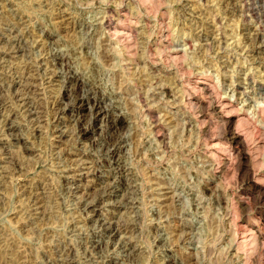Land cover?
Segmentation results:
<instances>
[{"label": "rangeland", "instance_id": "1", "mask_svg": "<svg viewBox=\"0 0 264 264\" xmlns=\"http://www.w3.org/2000/svg\"><path fill=\"white\" fill-rule=\"evenodd\" d=\"M0 264H264V0H0Z\"/></svg>", "mask_w": 264, "mask_h": 264}, {"label": "bare ground", "instance_id": "2", "mask_svg": "<svg viewBox=\"0 0 264 264\" xmlns=\"http://www.w3.org/2000/svg\"><path fill=\"white\" fill-rule=\"evenodd\" d=\"M147 1V0H146ZM149 3V2H148ZM157 4H158V2H157ZM159 7V6H158ZM255 8V7H254ZM249 15V14H248ZM68 19V18H67ZM129 21V20H128ZM110 23H112L111 21H110V19H105L104 20V22L102 21V24H105L104 26H106V27H108V28H110L111 27V25H110ZM101 24V25H102ZM132 25V24H131ZM136 25V24H135ZM117 30V29H116ZM115 30V31H116ZM118 30H119V28H118ZM123 31V30H122ZM127 32V31H126ZM117 33V32H116ZM120 33V32H119ZM121 34V33H120ZM123 34V33H122ZM121 34V35H122ZM117 36L119 35V34H116ZM120 35V36H121ZM160 36V35H159ZM121 37H123V36H121ZM120 38V37H119ZM254 39V38H253ZM136 41V40H135ZM127 43V42H126ZM157 44V43H156ZM127 46H129V45H127ZM126 46V47H127ZM14 47V46H13ZM125 48V47H124ZM132 47H130V49H131ZM158 48V47H157ZM130 49H128V51L130 50ZM133 49V48H132ZM124 50H126V48L124 49ZM159 50H160V48H158V52H159ZM132 50H130L129 52H131ZM127 52V51H126ZM150 53H151V51H150ZM129 54V53H128ZM131 54V53H130ZM152 54V53H151ZM86 55V54H85ZM173 58V57H172ZM179 59V57H175L174 58V60L175 61H177ZM169 61V60H168ZM155 62V61H154ZM176 63V62H175ZM132 64V63H131ZM66 65V64H65ZM60 66V65H59ZM62 66V65H61ZM68 66V65H67ZM67 72V71H66ZM134 72V71H133ZM30 76V75H29ZM71 78V77H70ZM34 79V78H33ZM26 80V79H25ZM29 80H30V78H29ZM53 81V80H52ZM30 82V81H29ZM28 82V83H29ZM22 83H23V81H22ZM40 83V82H39ZM17 84H19V83H17ZM21 84V83H20ZM19 84V85H20ZM31 85H32V83H30ZM72 84V83H71ZM248 84V83H247ZM29 85V84H28ZM23 86H26L25 84L23 85ZM22 86V87H23ZM36 86V85H35ZM39 86V85H38ZM28 87V86H27ZM82 87V86H81ZM193 87V86H192ZM23 88H26V87H23ZM20 89H22V88H20ZM27 89V88H26ZM30 89V88H29ZM25 90V89H24ZM25 91H27V90H25ZM72 91V90H71ZM87 91V90H86ZM171 91V90H170ZM28 92V91H27ZM31 92V91H30ZM34 92V91H33ZM78 92H80L79 90H78ZM77 93V92H76ZM85 93V92H84ZM71 94V93H70ZM73 94V93H72ZM71 94V95H72ZM84 95V94H83ZM176 95V94H175ZM70 96V95H69ZM69 96H67V95H65L64 97H63V99L62 100H60V99H58V100H60V102L58 103V107H59V110H61V111H66V110H69V108L71 109V103H70V97ZM171 96V95H170ZM26 97H27V95H26ZM31 97V96H30ZM72 97V96H71ZM188 98V97H187ZM28 99V98H27ZM74 99H75V97H74ZM76 101L75 102H77L76 103V106H75V108L77 107V109H80V108H84V107H86V104H87V102L90 100V99H88L87 97L85 98V97H81L80 96V94H78V96H77V98L75 99ZM57 101V100H56ZM62 101H63V106H62ZM143 101V100H142ZM34 102V101H33ZM220 102V101H219ZM31 103V102H30ZM56 103V102H55ZM191 103V102H190ZM32 104V103H31ZM57 104V103H56ZM145 104V103H144ZM18 105V104H17ZM22 105V104H21ZM36 106L37 104H33V106ZM95 105V104H94ZM32 106V107H33ZM34 106V107H35ZM55 106V105H54ZM62 106V107H61ZM79 106V107H78ZM30 107H31V105H30ZM30 107H27V108H30ZM40 107V106H39ZM38 107V108H39ZM52 107H53V105H52ZM93 107V109H97V108H100V109H104V108H101V105L100 104H97L96 106H92ZM112 107V106H111ZM218 107H220V108H217L216 110H217V112L218 113H220V114H230L231 112H232V109H234V106L233 105H229V104H222L221 106H218ZM26 108V109H27ZM72 108H74L73 106H72ZM149 108V107H148ZM37 109V108H36ZM25 110V109H24ZM31 110V109H30ZM39 110V109H38ZM55 110V109H54ZM58 110V109H57ZM56 110V111H57ZM82 110V109H81ZM92 110V109H91ZM91 110H90V112H91ZM146 110V109H145ZM60 111V112H61ZM79 111V110H78ZM77 111V112H78ZM23 112V111H22ZM113 112V111H112ZM57 113V112H56ZM25 114V113H24ZM30 114H32V113H30ZM113 114V113H112ZM145 114H147V112L145 113ZM232 114V113H231ZM57 115H58V113H57ZM60 115V114H59ZM221 115V116H222ZM26 116H27V114H26ZM150 117L151 116H153V115H149ZM223 116H225V115H223ZM30 118V117H29ZM85 118V117H84ZM92 118V117H91ZM91 118H90V120H91ZM154 118V117H153ZM226 118H227V115H226ZM225 118V119H226ZM78 119V118H77ZM76 119V120H77ZM90 120H87V121H90ZM92 120H93V118H92ZM154 120V119H153ZM32 121V120H31ZM86 121V122H87ZM155 121V120H154ZM243 121V120H242ZM86 122H84L85 124H83V125H86V126H88L87 125V123ZM110 122V121H109ZM232 122V121H231ZM239 122H241L240 120H239ZM229 123V122H228ZM244 123V122H243ZM234 124V123H233ZM246 124V123H245ZM111 125V124H110ZM154 125H155V123H154ZM156 125H158L157 123H156ZM248 124H246V126H247ZM85 126V127H86ZM106 126V125H105ZM250 126V125H249ZM240 127V126H239ZM231 128V127H230ZM230 128H229V130H230ZM152 129V128H151ZM38 131V130H37ZM156 131H157V129H156ZM159 131H160V129H159ZM232 131V130H231ZM80 132H82V136L83 135H85L86 134V132H87V128L86 129H82ZM120 132V131H119ZM230 132V131H229ZM65 133V132H64ZM109 133V132H108ZM79 134V133H78ZM81 134V133H80ZM165 134V133H164ZM61 135V134H60ZM230 135H231V133H230ZM233 135V134H232ZM239 136H240V134H238ZM62 136V135H61ZM112 137V136H111ZM117 137V136H116ZM81 138V137H80ZM86 138V137H85ZM119 138V137H118ZM249 138V137H248ZM105 139V138H104ZM121 139V138H120ZM62 142V141H61ZM114 142V141H113ZM242 142V141H241ZM64 143V142H63ZM161 144H163V143H161ZM236 144V143H235ZM239 144V143H238ZM245 144V143H244ZM116 145V144H115ZM245 146V145H244ZM242 148V147H241ZM257 148H259V147H257ZM246 149V148H245ZM262 149V148H261ZM226 150H228V149H226ZM255 150V149H254ZM237 153L238 154H240L241 156H243L244 154H242V150H240V151H237ZM245 153H246V150H245ZM256 153V152H255ZM83 155V154H82ZM211 155V154H210ZM115 156V155H114ZM233 156V155H232ZM82 157V156H81ZM109 157V156H108ZM238 157V156H237ZM79 160V159H78ZM118 160V159H117ZM6 161V160H5ZM235 161V160H234ZM82 163V162H81ZM227 163V162H226ZM83 164H84V162H83ZM261 165V164H260ZM80 166V165H79ZM223 166V165H222ZM77 167V166H76ZM93 167V166H92ZM76 169V168H75ZM83 169H84V167H83ZM95 169V168H94ZM14 170V169H13ZM97 170V169H96ZM95 171V170H94ZM92 172V171H91ZM96 172V171H95ZM136 172V171H135ZM83 173V172H82ZM76 174V173H75ZM97 174V173H96ZM72 175V174H71ZM78 175V174H77ZM129 175V174H128ZM132 174H130V176H131ZM87 176V175H86ZM88 176H90V175H88ZM80 180V179H79ZM128 181V180H127ZM131 181V180H130ZM251 182H252V180H251ZM110 185V184H109ZM112 186H113V184H111ZM135 186V185H134ZM108 187V186H107ZM116 188V187H115ZM130 188V187H129ZM137 188V187H136ZM255 188H257V187H255ZM111 189V188H110ZM110 191V190H109ZM120 191V190H119ZM99 192V191H98ZM105 192H107V191H105ZM104 192V193H105ZM134 192H135V190H134ZM34 193V192H33ZM108 193V192H107ZM107 193H106V195H107ZM110 193V192H109ZM37 194V193H36ZM109 195V194H108ZM126 195V194H125ZM41 196V195H40ZM87 196V195H86ZM96 196V195H95ZM98 196V195H97ZM99 196H100V194H99ZM111 196V195H110ZM32 197V196H31ZM124 197V196H123ZM123 197H122V199H123ZM130 198V197H129ZM33 199V198H32ZM39 199V198H38ZM42 199V198H41ZM84 198H82V200H83ZM86 199V198H85ZM84 199V200H85ZM102 200V199H101ZM106 200V199H105ZM124 200V199H123ZM34 201H36V200H34ZM49 201V200H48ZM31 202V201H30ZM82 202V201H81ZM97 202V201H96ZM107 202V201H106ZM124 202V201H123ZM129 202H131V201H129ZM92 203V202H91ZM24 204V203H23ZM94 204V203H93ZM107 204H108V202H107ZM125 204V203H124ZM53 205V204H52ZM34 206V205H33ZM102 206V205H101ZM104 206V205H103ZM121 206V205H120ZM127 206V205H126ZM42 207V206H41ZM133 207V206H132ZM131 207V208H132ZM134 207H136V206H134ZM133 207V208H134ZM32 208V207H31ZM44 208H46V207H44ZM104 208V207H103ZM37 209V208H36ZM25 210V209H24ZM38 211V210H37ZM95 211V210H94ZM30 213V212H29ZM44 214H45V211L43 212ZM126 214V213H125ZM39 215V214H38ZM90 215H91V212H90ZM34 218V217H33ZM40 220V219H39ZM42 221V220H41ZM32 222V221H31ZM118 223V222H117ZM110 224V223H109ZM117 225V224H116ZM126 228V227H125ZM124 228V229H125ZM118 229V228H117ZM128 229V228H127ZM120 230V229H119ZM120 232V231H119ZM181 238V237H180ZM127 242V241H126ZM241 244V243H240ZM128 245V244H127ZM123 246V245H122ZM125 246V245H124ZM133 247V246H132ZM123 248V247H122ZM121 248V249H122ZM59 257V256H58ZM59 260V259H58Z\"/></svg>", "mask_w": 264, "mask_h": 264}]
</instances>
